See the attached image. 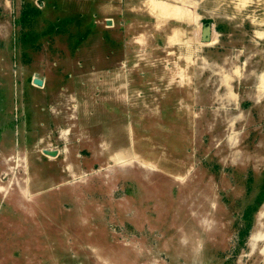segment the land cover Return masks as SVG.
<instances>
[{"label": "rangeland", "instance_id": "1", "mask_svg": "<svg viewBox=\"0 0 264 264\" xmlns=\"http://www.w3.org/2000/svg\"><path fill=\"white\" fill-rule=\"evenodd\" d=\"M0 264H264V0H0Z\"/></svg>", "mask_w": 264, "mask_h": 264}]
</instances>
